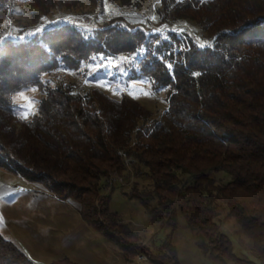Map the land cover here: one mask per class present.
<instances>
[{"label":"trees","instance_id":"trees-1","mask_svg":"<svg viewBox=\"0 0 264 264\" xmlns=\"http://www.w3.org/2000/svg\"><path fill=\"white\" fill-rule=\"evenodd\" d=\"M18 1L0 0V168L75 203L127 261L140 250L152 264H178L170 235L180 212L211 258L264 264V0H20L36 10L34 23L87 1L179 33L114 20L86 30L72 19L3 38L9 24L2 30L1 23ZM108 66L126 69L132 88L146 79L154 92L165 90L166 107L151 116L131 90L108 92L65 76L96 77ZM53 72L59 80L45 81ZM27 88L40 96L22 119L14 95ZM128 169L127 197L170 231L158 252L141 246L139 232L110 205V179ZM219 170L229 175L225 183L210 175ZM225 212L251 239L253 259L237 257L220 231ZM0 264L36 263L0 233Z\"/></svg>","mask_w":264,"mask_h":264},{"label":"rangeland","instance_id":"rangeland-1","mask_svg":"<svg viewBox=\"0 0 264 264\" xmlns=\"http://www.w3.org/2000/svg\"><path fill=\"white\" fill-rule=\"evenodd\" d=\"M34 11L36 10L29 7L28 3L20 0L12 6L6 21L1 23L2 30L6 24H9L7 31L2 35L3 38L33 36L58 20L72 19L86 30L102 26L103 21L114 20L126 25L133 24L148 33L154 31L162 33L167 28L179 33L178 26L171 27L168 24L157 26L151 19L147 21L144 16L134 13L110 10L103 12L98 6L87 1L78 2L73 12L70 11L72 13L64 17H42L37 23L32 19ZM98 74L97 76H102L104 79L103 82H99L97 76L92 77L94 75L81 78L76 72L65 76L73 80L78 78L81 85L93 83L108 92L131 90L130 94L135 95L151 116L159 115L166 107L165 90L154 92L146 79L133 80L135 86L130 87L126 81L128 74L126 69L117 74L112 66H108ZM60 76L59 73L53 72L44 79L55 83ZM39 96L40 91L37 88H27L15 93L16 115L19 118L25 114L27 117L31 116L36 111ZM15 126L19 128L18 123ZM127 172L125 177L119 179L114 175L110 179L111 187L107 189V192L111 193L110 205L120 213L122 220L129 222L139 232L141 246L158 252L164 246L165 235L170 231L167 227L153 222L140 203L127 197L125 192L129 191L134 180L132 171L128 169ZM210 175L219 183L229 180L228 173L223 170L211 171ZM218 225L220 231L230 237L233 252L237 257L253 259L250 252L251 239L233 217L226 212L223 213L218 218ZM0 233L17 243L36 264H49L65 257L78 264H101L102 261H99L98 256H103L105 264H124L121 250L86 224L75 203L70 200H60L42 186L1 168ZM170 240L176 249L178 264H236L231 260L220 262L211 258L205 249L202 235L188 225L180 212L177 213L176 227L171 231ZM132 261L130 264H135L134 258ZM169 262L168 264H173V261ZM150 263L145 261L140 264Z\"/></svg>","mask_w":264,"mask_h":264},{"label":"built area","instance_id":"built-area-1","mask_svg":"<svg viewBox=\"0 0 264 264\" xmlns=\"http://www.w3.org/2000/svg\"><path fill=\"white\" fill-rule=\"evenodd\" d=\"M149 262L150 261V255L143 251H136L134 256V262L135 264H140L143 262ZM151 264V263H150Z\"/></svg>","mask_w":264,"mask_h":264},{"label":"crops","instance_id":"crops-1","mask_svg":"<svg viewBox=\"0 0 264 264\" xmlns=\"http://www.w3.org/2000/svg\"><path fill=\"white\" fill-rule=\"evenodd\" d=\"M123 257H124V255H123ZM98 258L100 259V260L98 259L99 261H102L101 264H105V262H104V260H103V259H104L103 256H98ZM123 262H124V264H130V263H132L133 261H131V262H130V261H127V260L125 259V257H124V258H123Z\"/></svg>","mask_w":264,"mask_h":264},{"label":"snow or ice","instance_id":"snow-or-ice-1","mask_svg":"<svg viewBox=\"0 0 264 264\" xmlns=\"http://www.w3.org/2000/svg\"><path fill=\"white\" fill-rule=\"evenodd\" d=\"M31 107V106H30ZM22 119H27V114H25Z\"/></svg>","mask_w":264,"mask_h":264}]
</instances>
